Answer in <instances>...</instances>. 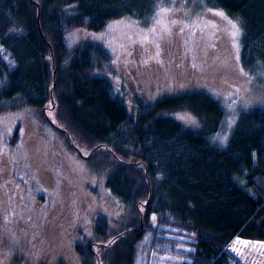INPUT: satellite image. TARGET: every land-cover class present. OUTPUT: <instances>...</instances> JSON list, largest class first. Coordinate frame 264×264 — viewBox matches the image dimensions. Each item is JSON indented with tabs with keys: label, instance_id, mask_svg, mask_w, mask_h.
<instances>
[{
	"label": "trees",
	"instance_id": "obj_1",
	"mask_svg": "<svg viewBox=\"0 0 264 264\" xmlns=\"http://www.w3.org/2000/svg\"><path fill=\"white\" fill-rule=\"evenodd\" d=\"M190 3L237 24L241 66L260 80L264 0ZM172 4L0 0V49L13 64L6 67L0 55V116L28 120L16 121L8 135L0 128V258L15 259L24 247L28 259H39L46 247L51 254L60 245L65 250V232L85 224L91 240L73 244L79 264H134L143 236L155 244L167 234L190 235L193 251L185 264H241L233 246L258 254L254 246L264 244V105L237 110L227 131L226 109L210 90L142 95L159 73L197 70L202 40L205 50L215 46L217 26L196 13L185 43L171 38L177 24L162 31L168 12L155 13ZM119 19L142 25L127 41H90L79 33L99 34ZM151 19L164 26L146 31ZM121 60L130 64L129 71L122 68L130 85L116 71ZM178 112L193 115L196 126L178 121ZM73 154L103 176V187L123 208L117 219L97 211L95 191L69 171Z\"/></svg>",
	"mask_w": 264,
	"mask_h": 264
},
{
	"label": "rangeland",
	"instance_id": "obj_2",
	"mask_svg": "<svg viewBox=\"0 0 264 264\" xmlns=\"http://www.w3.org/2000/svg\"><path fill=\"white\" fill-rule=\"evenodd\" d=\"M174 8L167 9V22L165 25L169 29L177 24L176 31H180V27L183 28L182 34H177L176 31L171 33V38L175 39V43H185L189 37V23L192 18V14L203 16L205 21H213L217 26L216 33H211L212 39H214V48L212 50L203 49L205 40L200 42V48L197 49L198 64L197 70L189 69V72L184 74L183 70H172L166 74L159 73V77L154 81V84L148 83L146 89H143L142 95L150 97L161 96L162 94H171L174 92L190 91V90H210L212 95L220 99L221 103L226 109L225 127L227 131L233 125V121L236 117L237 110L240 108H247L253 104L264 105V76L261 75V79L255 81L244 72L239 58V41L236 38L235 44L233 38L230 35L231 25L228 23L227 18L214 15L219 12L218 10L208 7L202 4L201 8L195 9L193 3L190 0H171ZM175 21V23H173ZM234 22V21H233ZM235 23V22H234ZM142 23L130 19H119L108 24L105 29L99 33H87L79 32L83 38L87 40L103 41L104 38H109L113 42L127 41L129 38L136 34L141 27ZM164 26V24L156 25L154 19L148 20L144 28L149 31L151 27ZM221 30V31H220ZM145 34L150 36L148 32ZM173 40V39H172ZM238 45V48L237 46ZM0 55L3 63L6 67L11 68L12 62L6 54L0 49ZM127 60H131V56L127 57ZM116 63L118 67L116 71L121 73L126 85H130V81L127 75H125L122 69L125 67L129 71L130 64ZM165 63V62H164ZM1 64V63H0ZM166 64L171 65L169 61ZM1 72V71H0ZM3 78L5 73H3ZM133 75V73H131ZM4 83V80L0 82V85ZM115 85L117 88L120 86L118 78ZM115 87V88H116ZM122 87V86H121ZM124 92L125 89H124ZM138 94V93H137ZM174 117L187 127L196 126V119L193 115L187 112H178L174 114ZM180 117H190L195 123H191L186 119ZM16 121H28L25 117H15L13 120L7 112H3L0 116V128L5 135L10 134L12 128L16 125ZM86 152V151H85ZM84 152V153H85ZM63 158L66 161L67 156L63 154ZM67 168L70 172L77 174V179H81L89 190L93 189V200L98 203L97 211L101 212L107 219H117L119 215L123 213V208L119 204L117 198L112 196L103 187L104 178L101 174L92 173L88 164L83 162L76 154L69 155ZM67 162V161H66ZM65 172H63L62 178H66ZM67 179V178H66ZM78 180V181H79ZM96 199V200H95ZM98 201V202H97ZM111 226L112 223H111ZM75 231V234H74ZM78 231H82L81 237H77ZM81 233V232H80ZM70 244L67 242L66 249L62 250L60 245L59 249L54 250L51 254L49 248L46 247L43 250L42 256L34 259H28V248L25 247L19 249L17 257L12 259L7 257L5 259L0 258V264H58L62 261L63 264H79V259L75 256L73 251V244L78 242L83 244L85 240H91V231L89 225L76 227L75 230H71L69 233L65 232ZM190 236V235H189ZM185 234V236H179L174 234H167V238L162 243L152 244L150 240L143 236L142 240L135 246V263L134 264H185V257L187 252L193 251V247L190 245L191 238ZM71 237V238H70ZM65 238V236H63ZM70 238V239H69ZM63 241L61 238L58 240L59 244ZM62 244V243H61ZM233 246L236 251V256L244 264H260L264 261V244H256L254 251L258 254L254 257L249 251H241L240 248ZM242 247V245L240 246ZM232 249V247H231ZM232 249V250H233ZM54 254L56 259L53 258ZM189 262V258L186 259Z\"/></svg>",
	"mask_w": 264,
	"mask_h": 264
},
{
	"label": "snow or ice",
	"instance_id": "obj_3",
	"mask_svg": "<svg viewBox=\"0 0 264 264\" xmlns=\"http://www.w3.org/2000/svg\"><path fill=\"white\" fill-rule=\"evenodd\" d=\"M153 2H155V0H153ZM168 10L167 9H163L161 8L159 11H157L155 13V16L156 17H160L162 14L166 13ZM214 15H218V16H221V17H224V13L222 12H216L214 13ZM226 18V17H225ZM173 23H175V21H173ZM228 23L231 25V31H230V35L231 37L233 38V42L235 44V41H236V38L240 35V28L237 26L236 23H234L233 21L229 20ZM155 24L156 25H161L162 24V20L161 19H156L155 20ZM151 32H155L156 31V28L154 27L153 29L150 30ZM162 31L164 32H168L170 31L167 26L165 25L162 29ZM180 31H183V28L180 29ZM148 40V35L145 34L144 35V38H143V41H141V43H143L144 41H147ZM237 48H238V45H236ZM159 47V45H157V48ZM156 55L158 56L159 55V52L156 53ZM181 119H186L188 120L189 122L191 123H195L194 121L191 120L190 117H180ZM220 137L218 136L217 139H219ZM226 139V138H224ZM153 219H155V217H153Z\"/></svg>",
	"mask_w": 264,
	"mask_h": 264
},
{
	"label": "water",
	"instance_id": "obj_4",
	"mask_svg": "<svg viewBox=\"0 0 264 264\" xmlns=\"http://www.w3.org/2000/svg\"><path fill=\"white\" fill-rule=\"evenodd\" d=\"M50 63H51V65L53 64V63H52V59L50 60ZM53 76H54V73H53Z\"/></svg>",
	"mask_w": 264,
	"mask_h": 264
},
{
	"label": "crops",
	"instance_id": "obj_5",
	"mask_svg": "<svg viewBox=\"0 0 264 264\" xmlns=\"http://www.w3.org/2000/svg\"><path fill=\"white\" fill-rule=\"evenodd\" d=\"M260 264H264V261L263 262H260Z\"/></svg>",
	"mask_w": 264,
	"mask_h": 264
}]
</instances>
